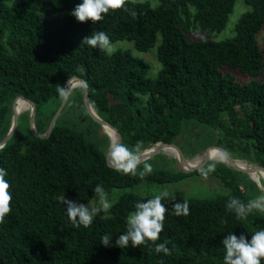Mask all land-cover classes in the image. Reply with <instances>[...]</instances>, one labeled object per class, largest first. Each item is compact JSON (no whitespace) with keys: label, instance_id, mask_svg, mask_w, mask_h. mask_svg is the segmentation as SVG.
Masks as SVG:
<instances>
[{"label":"trees","instance_id":"1","mask_svg":"<svg viewBox=\"0 0 264 264\" xmlns=\"http://www.w3.org/2000/svg\"><path fill=\"white\" fill-rule=\"evenodd\" d=\"M236 1L158 0L153 7L128 0L136 18L120 9L94 24L72 15L54 16L81 0H0V141L9 131L15 98L34 102L35 129L44 133L62 101L57 85L65 87L70 78L81 77L96 114L118 129L121 143L130 148L137 141H143V151L158 143L175 144L184 125L198 124L215 130V145L224 144L233 159L264 168V79H255L264 67V0H243L248 9L232 38L187 37L194 27L223 30ZM101 30L110 41L133 42L140 52L152 49L160 36L157 77H147L149 64L128 50L108 54L82 45L84 37ZM228 68L254 79L240 82ZM82 94L78 87L67 101L76 95L84 105ZM29 114L22 115L28 122ZM88 136L57 120L47 138L34 136L29 127L25 135L16 129L0 148V168L7 171L13 196L12 211L0 223V264H223L222 240L228 233L250 240L264 228L258 211L238 219L227 209L230 197L244 203L248 199L235 176L241 172L216 160L204 167L215 163L208 177L217 178L225 193L206 199L167 195L162 201L168 211L156 243L170 240L171 255L155 253L151 242L115 246L135 204L150 195L124 194L106 216L95 217L87 228L74 227L60 202L64 195L86 204L97 198V184L109 195L114 188L141 182L164 185L201 176L200 169L185 173L162 168L141 177L143 163L136 175L123 174L108 167L106 151ZM184 200L189 214L174 215L173 204ZM106 233L113 237L108 247L100 243Z\"/></svg>","mask_w":264,"mask_h":264},{"label":"clouds","instance_id":"2","mask_svg":"<svg viewBox=\"0 0 264 264\" xmlns=\"http://www.w3.org/2000/svg\"><path fill=\"white\" fill-rule=\"evenodd\" d=\"M127 2L128 0H81L70 15L80 23L90 20L95 24L100 22L104 15L110 11L123 9L130 16L136 18L137 12L128 8ZM82 45L97 48L105 53H110L112 50L110 38L102 30L94 31L90 36L84 37ZM78 70H82V68ZM69 84L71 85L70 81ZM57 91L64 97L66 88L57 85ZM105 151L114 169L123 174L136 175L141 163H143V169L139 172L141 177L150 174L153 170L150 163L142 160L143 141H137L132 148H129L126 144L112 140ZM199 171L201 176L207 178L210 173L215 171V163L201 167ZM6 176L7 171L0 168V223H3L5 217L12 211L13 196L10 191L11 185ZM93 192L98 198L96 206L68 200L65 195L61 198L60 202L64 205L65 213L74 227L83 226L87 228L97 215L110 210L111 204L104 187L97 184ZM166 196V192H160L149 199L138 201L134 206V211L127 216L126 231L115 240V246L124 249L131 243V246L136 248L151 242L154 245L155 253L171 255L172 250L167 246L172 243L170 240L156 243L163 231V222L168 211L162 202ZM226 207L229 211L234 212L238 219H246L254 210L264 213V195L250 199L247 203L242 202L239 198L230 197ZM189 211L187 200L174 203L172 206V212L176 216H187ZM112 238L110 234L106 233L101 237L100 243L108 247ZM222 244L225 250L223 264H261V261L264 260V228L253 232L250 240L244 234L237 236L232 232L228 233L222 240Z\"/></svg>","mask_w":264,"mask_h":264},{"label":"rangeland","instance_id":"3","mask_svg":"<svg viewBox=\"0 0 264 264\" xmlns=\"http://www.w3.org/2000/svg\"><path fill=\"white\" fill-rule=\"evenodd\" d=\"M137 1L148 2L153 7L158 5V0H137ZM73 9L74 8L62 11L60 13L55 14L54 16L60 19L65 16H71L70 13ZM247 9L248 7L244 4L243 0H237L234 9L229 16V20L226 24V27L223 30L221 31H211L208 29L201 30L200 28L194 27L191 30V32L187 34V37L188 39H195V40L210 39L214 41H220V40L232 38L235 34L234 27L236 22L240 18L241 14ZM258 41L259 44L261 45L262 33L258 35ZM160 43H161V37L158 36L155 46L152 49H150L147 52H140L134 48L133 42L131 41L128 40L111 41L112 50L108 54H111L117 50L130 51L134 57L143 60L149 64L150 68L147 72V77L154 79L157 77L158 71L162 67V65L157 60V47L160 45ZM229 71L240 82H246L248 80L254 79L251 76L241 74L237 70L229 69ZM255 79L259 81H262L264 79V67L262 68L259 76ZM23 107H25L24 103L20 102L19 110H21ZM28 112L29 110H24L20 114L21 117L18 118L17 129L22 135L28 133L29 122L27 121L25 116H22L24 114H27ZM58 120L68 127L71 126L75 127V129L84 132L86 135H89L88 136L89 139L92 142H94L96 145H98L99 149L104 151L107 149L110 143V138L107 136V134L103 132L100 125L94 122L90 118V116L88 115L85 109V106L81 105L80 99L76 95H73L72 98L70 97L69 102L67 101L66 105L64 106L62 112L58 117ZM203 127L204 126L201 127L198 124H189V126L184 125L183 127L184 131L182 135H180L179 139L175 142V145L179 147L183 152L184 157L191 162L196 161L198 158H201L202 156H213L211 154H203L204 150L206 149L205 146L207 147L210 146L207 152H216L222 154L218 149H214L213 147H211V146H216L215 144L217 143V139L214 138L212 134L216 136L217 132L215 130L210 131L207 128L204 129L205 127L204 128ZM220 145L221 146L219 147L227 149V147L224 144L221 143ZM168 153L165 152L159 153L153 157H150L145 161L152 165L153 170L162 169V168L170 169V170L172 169L182 170V166L178 162L177 156L175 157L172 151H170L169 154ZM211 160L219 161L218 159H210L209 161ZM238 161L244 162L246 164V167L254 166L253 164L247 163L243 160H238ZM190 166L191 163H188L184 165L183 168L184 167L188 168ZM252 173L254 177L257 180H259V182L255 181L246 174L239 173L235 175L239 183L240 191L244 193L245 197L248 200L253 199L257 196L264 195V178H261V176H263V173L257 171H253ZM160 192H166L168 196H174V197L206 199V198H214L218 194L225 193V189L222 187L219 180L215 177L204 178L193 174V175H188L185 179L179 182L168 183L164 185L148 184L145 182H141L134 186L114 188L111 190L110 194L108 195V199L112 206L117 202L120 196L127 193H136L141 196H146V195L153 196ZM65 198L76 202L75 199L70 195H65ZM87 204H89L90 206H96L98 204V198L91 199L85 205ZM107 213L108 212L101 213L96 217H104L107 215ZM256 214L257 216H260V218L264 221V213L258 211V213Z\"/></svg>","mask_w":264,"mask_h":264},{"label":"water","instance_id":"4","mask_svg":"<svg viewBox=\"0 0 264 264\" xmlns=\"http://www.w3.org/2000/svg\"><path fill=\"white\" fill-rule=\"evenodd\" d=\"M69 81L71 82V85L69 84ZM76 87H81L82 88V91H83L82 100H83L85 109H86L88 115L90 116V118L94 122H96L97 124H99L100 127L107 126L109 129H111L113 131V133L115 134V136H116V140L115 141H118V142L121 143V134L118 131V129H116L114 126H112L107 121L101 119L96 114V112L93 109V107L91 106L90 101H89V91H88L87 84H86L85 80L83 78H81V77H72V78H70L66 82V84H65V88H66L65 96L62 97V101L60 103V106L58 107V109L56 110L55 114L51 118V120H50V122L48 124V127H47V129H46V131L44 133H37V131L35 129L36 106H35L34 102H32L30 99H27V98L22 97V96H19V97L15 98V100L13 101V104H12L11 125H10L9 131L6 134V136L4 137V139H2L0 141V148H2L11 139V137L13 136L14 132L17 129V126H18V118L20 116V114H18L17 112H15V103H16L17 100L23 99L29 105V107L27 108V110H29V113H30L29 114V127H30L31 133L34 136H37L39 138H47V137L50 136L51 131H52L55 123L57 122L60 113L62 112L64 106L67 103V100H68V96H69L70 91L72 89L76 88ZM165 146H170V147H172V148L175 149V151L177 152V159H178V162L180 163V165L181 164H188V161L189 160H187L184 157L183 152L181 151V149L179 147H177L175 144H167V143H158L157 145L149 148V149L155 148V150L152 151V152H150V153H148V154L145 153V151L148 150V149L144 150L142 152V160L145 161V160L149 159L150 157H153V156H155V155H157L159 153L164 152V151H162V148L165 147ZM211 147H213L214 149H218L222 153L223 159L222 160H219V162L225 163L227 165V167L230 168V169H232V170H235L237 172L244 173V174H246V175H248L250 177H251L250 174L253 171H262L264 173V168L263 167H260V166H249L247 168H240L237 165H235V159H233L230 156V154L224 148H221L219 146H211ZM209 148L210 147L206 148L204 150V152L207 153V151H208ZM105 158H106V163H107L108 167L114 169V167L109 162L106 154H105ZM208 161H209L208 159L204 158L202 161L198 162L195 166L188 167L187 169L182 168V170H183V172H186V173H190V172H193L195 170H199L201 167H204L205 164ZM261 178H263V177L261 176Z\"/></svg>","mask_w":264,"mask_h":264},{"label":"bare ground","instance_id":"5","mask_svg":"<svg viewBox=\"0 0 264 264\" xmlns=\"http://www.w3.org/2000/svg\"><path fill=\"white\" fill-rule=\"evenodd\" d=\"M74 83V82H73ZM20 102H23V103H25V104H27V106L29 107V105H28V103L25 101V100H23V99H19V100H17L16 101V103H15V112H17L18 114H21L24 110H27V108H26V106L25 107H23L21 110H19V108H20ZM102 128V130H103V132L105 133V134H107V136L110 138V140L112 141V140H116V136H115V134L113 133V131L111 130V129H109L107 126H104V127H101ZM165 148H167V149H169L170 151H172L173 152V154H174V156L176 157L177 156V153L175 152V150L172 148V147H170V146H165V147H163L162 148V151H164L165 153H168V151L165 149ZM155 150V148H153V149H148V150H146L145 151V153H150V152H152V151H154ZM169 154V153H168ZM203 154H211V155H213V156H202L201 158H198L196 161H194V162H191V161H188V163H191V166L190 167H193V166H195L198 162H200V161H202L204 158H206V159H208V160H210V159H218V160H222L223 159V155L222 154H219V153H216V152H207V153H203ZM245 163L244 162H242V161H236L235 160V165H237L238 167H240V168H247L246 167V164L244 165ZM184 165H186V164H181V166H182V168H183V166ZM248 166V165H247ZM249 167V166H248ZM185 169H187V168H185ZM257 172H262V171H257ZM263 173V172H262ZM251 175V177L255 180V181H257V182H259V180H257L255 177H254V175H253V173H251L250 174ZM263 178H264V173H263V176H262Z\"/></svg>","mask_w":264,"mask_h":264}]
</instances>
